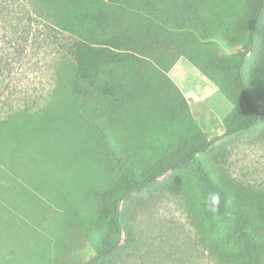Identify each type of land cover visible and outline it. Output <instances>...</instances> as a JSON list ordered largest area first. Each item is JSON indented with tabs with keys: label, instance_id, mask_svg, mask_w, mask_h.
Segmentation results:
<instances>
[{
	"label": "trees",
	"instance_id": "16d2710c",
	"mask_svg": "<svg viewBox=\"0 0 264 264\" xmlns=\"http://www.w3.org/2000/svg\"><path fill=\"white\" fill-rule=\"evenodd\" d=\"M205 34L224 39L229 51L239 50L226 56L207 45ZM181 58L233 104L222 136L208 140L168 77ZM263 123L264 0H0V147L4 136L14 141L32 131L58 133L81 139L86 152L101 159L98 141L104 139L111 164L128 171L118 181L106 170L110 165L98 162L111 180L107 190L88 186L76 200L83 209L95 207L101 197L108 202L101 219L88 220L111 229L112 239L103 241L87 264L115 261L127 236L125 203L146 197L156 183L187 166L202 178L208 200L194 182L170 191L203 236L213 228L208 217L217 216L235 219L251 237L264 238V213L259 220L233 208L230 191L238 186L217 185L215 173L198 159ZM165 128L180 134L177 148L148 160L133 155L135 146L150 144L152 131ZM115 129L122 132L116 145ZM216 193L221 199L213 213L208 206ZM257 198L264 204V196ZM202 241L213 248L207 237ZM67 252L62 260L70 264ZM250 252L249 264H264V247Z\"/></svg>",
	"mask_w": 264,
	"mask_h": 264
},
{
	"label": "rangeland",
	"instance_id": "374dc122",
	"mask_svg": "<svg viewBox=\"0 0 264 264\" xmlns=\"http://www.w3.org/2000/svg\"><path fill=\"white\" fill-rule=\"evenodd\" d=\"M205 35L207 45L226 56L239 50L237 46L229 51L224 39ZM168 77L183 95L188 89L199 99L189 109L208 140L222 136L233 104L185 60L174 66ZM255 88L259 89L258 85ZM152 132L150 144L135 146L134 156L153 159L179 146L180 134L176 131L165 128ZM28 134L14 141H7L6 136L1 138L0 264H65L62 260L65 249L70 264H87L103 241L112 239L111 229L88 220L97 219L98 215L101 219L108 202L101 197L93 203L95 207H85L86 199L83 209L76 200L86 193L88 186L93 192L107 190L111 180L102 172L105 164L111 166H106V170L115 174L118 181L119 177L126 179L128 171L111 164L104 139L98 141L102 149V158L98 159L86 152L81 139L72 135H63L71 139L67 141L58 133ZM111 134L116 145L122 132L115 129ZM198 159L210 173H215L217 185L238 186L230 191L233 208L262 219L263 200L254 196H264V123L255 131L223 140ZM101 161L105 164L100 165ZM141 177L139 173L137 178ZM192 182L199 185V195L208 200L202 178L187 166L156 183L146 197H132L125 203L123 222L127 236L120 242L116 260L111 264L250 263L251 248L264 247V238L251 237L235 219L217 216L208 217L207 223L213 228L210 235L203 236V230L189 220L180 200L171 192L175 185L189 189ZM203 237L211 241L213 248H208ZM234 237L236 242L232 243Z\"/></svg>",
	"mask_w": 264,
	"mask_h": 264
},
{
	"label": "crops",
	"instance_id": "0c3cea01",
	"mask_svg": "<svg viewBox=\"0 0 264 264\" xmlns=\"http://www.w3.org/2000/svg\"><path fill=\"white\" fill-rule=\"evenodd\" d=\"M182 60H185V59H183V58H181V59H179L178 61H177V63L174 65V66H177V64H181V61ZM186 61V60H185ZM188 64H190L188 61H186ZM191 65V64H190ZM174 66H173V68H174ZM192 66V65H191ZM193 67V66H192ZM173 68L169 71V73L170 72H172V70H173ZM214 85V84H213ZM215 86V85H214ZM216 87V86H215ZM217 88V87H216ZM218 89V88H217ZM185 91H186V93L187 94H185L184 93V98L186 99V101H187V103H188V105L192 108L193 106H196V104H197V101H199V99H197V97L196 96H194L192 93H190V92H187V91H189L188 89H185ZM201 100V99H200ZM202 101V100H201ZM198 115V114H197Z\"/></svg>",
	"mask_w": 264,
	"mask_h": 264
},
{
	"label": "clouds",
	"instance_id": "9594fccd",
	"mask_svg": "<svg viewBox=\"0 0 264 264\" xmlns=\"http://www.w3.org/2000/svg\"><path fill=\"white\" fill-rule=\"evenodd\" d=\"M220 195L218 193L216 194H213L210 198V204L208 206V210L210 212H213L215 213L216 211H218V207H219V204H220Z\"/></svg>",
	"mask_w": 264,
	"mask_h": 264
}]
</instances>
